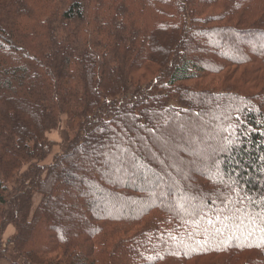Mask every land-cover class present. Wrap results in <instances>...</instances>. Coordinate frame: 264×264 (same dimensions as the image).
Here are the masks:
<instances>
[{"label":"trees","instance_id":"obj_1","mask_svg":"<svg viewBox=\"0 0 264 264\" xmlns=\"http://www.w3.org/2000/svg\"><path fill=\"white\" fill-rule=\"evenodd\" d=\"M260 35L264 0H0V261L264 264Z\"/></svg>","mask_w":264,"mask_h":264},{"label":"rangeland","instance_id":"obj_2","mask_svg":"<svg viewBox=\"0 0 264 264\" xmlns=\"http://www.w3.org/2000/svg\"><path fill=\"white\" fill-rule=\"evenodd\" d=\"M258 42L260 43L259 45H261V46L264 45V36L263 35H260L258 37ZM214 46L215 47L217 46L216 43L214 44ZM189 117H191V116H189ZM189 117H187V118H189ZM207 117H209L208 114L203 115V117H201V118H194L193 117L194 119H192V120L189 118L190 119V125L191 126L194 125V122H195L198 127H201V130H205V129L209 130L208 127H211V130H209L211 136L217 137V138L223 137L224 133H223L222 129L219 126H217L216 123L214 124L213 121L211 122L210 117L209 118H207ZM214 118H216V117H214ZM57 131H59L58 134H56ZM57 131L54 130V131L50 132V134H54L55 133V135H56L55 136L56 138H54V139H56V141H57L56 144L57 145L54 147V152H60L68 144V141L70 140V137H69L66 129L64 130V129L60 128V130L58 129ZM157 133H158V135H151L149 137H147L146 135L141 134L143 140L141 141L140 147L143 148L145 145L146 146H151L149 141H151V143L153 144L154 141L161 136V132H157ZM204 134L207 135L205 132H204ZM174 139L177 140L178 138L174 137ZM182 141H185V139H182ZM231 142L235 144V142H233V141H231ZM175 147H176L175 144L172 143V144H169L168 147L166 148V151H167V154H168L169 157L173 156V151H175ZM87 153L88 154L89 153L93 154V151L90 150ZM105 154L108 155V152H105ZM122 154H125V152L122 151L121 155ZM52 159H53V154L51 156H49L48 159L44 163L45 164H49V163H51ZM68 171H70V174L68 176H66V178H65L66 182L68 184H75L76 180H78V178H79L77 172H75L74 167H72V166L69 167ZM163 172L164 173H168V169H167L166 166L163 167ZM160 174L162 176L161 179L165 178L163 173H160ZM166 178H168V177H166ZM177 178L180 181V178L178 176H177ZM131 183L132 184H140V180L134 178L133 180H131ZM148 184H150V183H148ZM172 189H175V188H172ZM76 193H77L76 190L68 187V189L65 192L60 193L59 195L55 194V200H56L55 202L58 205H60V207H62V211L64 210V213H65V215L62 218H60L59 222L61 224H67L70 228H72V226L70 224H68V223H71V221H75L76 223H79L80 222L79 220H81V214H82L81 209L75 210L74 208L68 207L66 205L67 203L71 204L72 202L75 201V194ZM166 193H167V195L170 194L168 189L166 190ZM62 199H65L66 203L65 202L60 203V200H62ZM186 199L187 198L185 197L184 200H186ZM61 205H63V206H61ZM106 208H108V206ZM69 217H70V220H69ZM9 229L10 228H7L5 230V232L0 233V235H1L0 245L2 244V246L7 244L6 242H7L8 238L10 237L9 236L10 235V230ZM72 229H74V228H72ZM139 229H141V228H139ZM13 246H14L13 244H10V250H9L8 256L10 255L13 259H17V255L12 253V247ZM17 260L20 261L19 258ZM0 264H8V263L6 261H0Z\"/></svg>","mask_w":264,"mask_h":264},{"label":"crops","instance_id":"obj_3","mask_svg":"<svg viewBox=\"0 0 264 264\" xmlns=\"http://www.w3.org/2000/svg\"><path fill=\"white\" fill-rule=\"evenodd\" d=\"M59 133V131H57L56 132V134H58ZM56 135H55V133L54 134H49V137L52 139V140H54V141H56V139H54V138H56L55 137ZM57 142V141H56ZM9 230H10V235L9 236H11V235H13L14 234V232H15V229H14V227H12V226H9ZM0 240H1V235H0ZM6 244V243H5ZM4 246H6V245H4Z\"/></svg>","mask_w":264,"mask_h":264}]
</instances>
